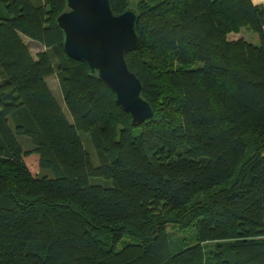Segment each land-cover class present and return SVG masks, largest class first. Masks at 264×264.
<instances>
[{"label":"trees","instance_id":"obj_1","mask_svg":"<svg viewBox=\"0 0 264 264\" xmlns=\"http://www.w3.org/2000/svg\"><path fill=\"white\" fill-rule=\"evenodd\" d=\"M111 7L138 15L126 60L153 110L138 126L65 53L67 0H0V264H264V6ZM245 28L258 44L229 39Z\"/></svg>","mask_w":264,"mask_h":264},{"label":"water","instance_id":"obj_2","mask_svg":"<svg viewBox=\"0 0 264 264\" xmlns=\"http://www.w3.org/2000/svg\"><path fill=\"white\" fill-rule=\"evenodd\" d=\"M138 15L132 9L116 14L111 0H67L57 19L64 51L88 65L90 73L116 96V103L138 126L153 115L143 98V85L130 70L126 56L139 45Z\"/></svg>","mask_w":264,"mask_h":264},{"label":"rangeland","instance_id":"obj_3","mask_svg":"<svg viewBox=\"0 0 264 264\" xmlns=\"http://www.w3.org/2000/svg\"><path fill=\"white\" fill-rule=\"evenodd\" d=\"M240 38H243L244 40H246L250 43H253V44L259 43L258 35L256 33H254L253 31L246 29V28L243 29L239 34L233 33L229 36V39H231V40L232 39H240ZM25 41L28 44L30 51L32 52V54L34 56H36L38 53L45 51V48L43 46H41L40 44L35 43L33 41H30L29 39H25ZM48 84L50 85L52 91L59 97V101H60L61 106L64 110V113L67 115L68 119L71 121L72 118L68 112L66 105H65L64 98H63L62 91L60 89V85H59V81H58L57 77L55 75L49 77ZM83 138H84V141L86 143L85 146L89 150V152L93 158V161L95 162V164H98L95 148L93 146L90 135L84 134ZM18 140L25 150L31 149L33 146L31 140L26 138V137H19ZM28 164H29V166L32 169L34 174H42V171H40V169L38 168V160L37 159H35V158L29 159ZM168 230L170 233H175L176 238H179V237H189L190 239L194 238L193 237V235H194L193 230L182 229V228L180 229L179 226L178 227L169 226ZM193 242H194V239H192L190 241V245Z\"/></svg>","mask_w":264,"mask_h":264},{"label":"crops","instance_id":"obj_4","mask_svg":"<svg viewBox=\"0 0 264 264\" xmlns=\"http://www.w3.org/2000/svg\"><path fill=\"white\" fill-rule=\"evenodd\" d=\"M255 4L263 5L264 6V0H253Z\"/></svg>","mask_w":264,"mask_h":264}]
</instances>
